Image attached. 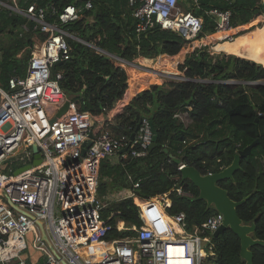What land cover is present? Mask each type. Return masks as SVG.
<instances>
[{"label":"trees","instance_id":"16d2710c","mask_svg":"<svg viewBox=\"0 0 264 264\" xmlns=\"http://www.w3.org/2000/svg\"><path fill=\"white\" fill-rule=\"evenodd\" d=\"M86 1L19 0L18 7L24 10L30 5L40 8L53 4L59 10L66 5L80 10L77 20L62 26L75 39L66 38L69 60L59 63L56 70L62 73L59 85L64 95L77 104L79 111L95 119V129L108 125V112L126 98L128 90L132 98L114 116L111 133L130 135L143 118L152 124V141L145 157L132 158L126 154L124 158L118 156L117 160L101 162L97 196L101 198L108 191L119 189L142 199L167 194L172 202L169 214L183 212L190 227L199 226L217 212L197 199L198 189L190 181L182 180L169 154L201 175L215 174L228 167L238 151L258 138L260 144L240 159V168L233 179L222 180L218 186L232 201L248 197L236 209L237 216L243 224L254 223L253 239L264 242V41L257 48L248 45L242 51L227 49L228 53L248 56L255 62L226 54L211 55L208 47L197 39L184 41L158 27L137 35L127 0H91L90 10L83 9ZM200 2L204 9L229 10L232 24L243 28L264 13V4L255 0ZM192 11L202 15L201 10ZM204 23L205 31L211 32L210 20L205 17ZM24 25L28 27L25 32ZM32 27L33 23L25 17L0 6V36L15 38L12 49L0 42V86L4 89L10 76L24 75L28 54L46 38ZM263 31L264 26L252 27L236 37L247 33L257 37ZM219 47L222 46L213 44L211 50ZM13 49L24 50L25 59H17ZM126 64L146 70L153 67L155 72L172 74L178 79L155 82L157 75L140 73ZM186 107L191 108L188 125L174 118ZM176 175L189 197L179 196L174 190L172 177ZM136 183L138 187L134 188ZM102 217L109 218L108 223L114 227L110 238L131 236V228L142 225L133 197L111 203ZM118 220L124 222L125 231L116 230ZM211 242L214 256L208 259L209 264H246L240 257L239 238L232 231L227 229ZM249 250L252 264H264V245H254Z\"/></svg>","mask_w":264,"mask_h":264},{"label":"built area","instance_id":"2783aa9c","mask_svg":"<svg viewBox=\"0 0 264 264\" xmlns=\"http://www.w3.org/2000/svg\"><path fill=\"white\" fill-rule=\"evenodd\" d=\"M18 1L0 0V6L25 17L33 23V30L46 38L33 46L24 75L10 76L7 89L0 86V264H27L21 254L29 248L28 234H32L30 246L44 256L42 264H61L57 256L67 264H209L208 259L214 256L212 235L223 224V216L217 212L199 226L190 227L183 212L169 214L172 202L167 194L151 199L130 191L113 194L115 201L134 198L142 225L132 227L131 236L109 237L114 227L109 218L103 219L106 204L97 196L100 164L126 154L145 157L153 136L150 122L140 120L133 140L129 135H113L110 125L119 113L113 115L111 110L108 125L95 129V119L64 95L59 85L62 73L56 70L59 63L69 60L66 38H74L62 26L77 20L80 10L73 5L59 10L53 4L30 5L23 10ZM255 1L264 4V0ZM127 4L132 8L137 35L158 27L184 41L203 35L211 47L239 34L229 10L204 9L200 0H127ZM91 8V0L86 1L83 9ZM194 8L202 15H195ZM205 17L213 26L211 32L204 33ZM66 102L67 111L57 116ZM190 109L177 112L174 118L188 125ZM87 142L91 145L82 155ZM33 146L40 163L15 175L16 170L32 164ZM121 150L125 152L120 154ZM186 166L180 161L176 170L180 173ZM172 179L177 195L189 197L178 184L179 176ZM36 221L42 222L52 251ZM115 228L126 230L121 220Z\"/></svg>","mask_w":264,"mask_h":264},{"label":"water","instance_id":"95a60500","mask_svg":"<svg viewBox=\"0 0 264 264\" xmlns=\"http://www.w3.org/2000/svg\"><path fill=\"white\" fill-rule=\"evenodd\" d=\"M55 67L56 64H53L51 67L52 72H54ZM67 107L68 103L66 102L58 112L57 116H61L62 114H64L67 111ZM255 122H257V120H255ZM150 125L152 128L151 122ZM137 128L138 125L136 126L134 132L129 135L130 140H133ZM89 137L92 138V134H90ZM258 144H260V141L257 138L243 150L238 151L234 156L232 163L218 173L211 175H201L192 166H186L180 171L182 180L190 181L198 189L199 194L197 199L200 201H205L207 208L213 207L216 212L220 213L223 216V224L213 233L212 237L217 238L218 236L222 235L227 229L232 231L239 238L240 257L245 261L246 264H252L253 259L252 252L249 250V248L254 245H264V242L253 239L252 234L255 231L254 223L243 224L237 216L236 209L241 206L248 199V197L239 202L232 201L228 197L227 192L218 186V183L225 179L232 180L234 173L240 168V159L248 156L252 148L257 146ZM90 145V142H87L83 145L84 148L82 150V155H84L86 148H88ZM123 152H125V150H121L120 154H122ZM165 152H167L166 149ZM32 153L34 154L32 164L16 170L14 172L15 175L30 170L31 166H37L40 163V158L37 153V148L35 146L32 147ZM169 158L174 162L175 165L179 164L180 161H182L173 157L170 154ZM36 225L40 230L42 239L48 243L49 241L45 234L42 222L36 221ZM48 245L53 250L51 244L48 243ZM57 259L60 261L61 264H67L59 256H57Z\"/></svg>","mask_w":264,"mask_h":264},{"label":"rangeland","instance_id":"374dc122","mask_svg":"<svg viewBox=\"0 0 264 264\" xmlns=\"http://www.w3.org/2000/svg\"><path fill=\"white\" fill-rule=\"evenodd\" d=\"M263 23H264V13L261 15L260 18H256L249 25H246L245 28H243V26H237V28H238L239 33H242V32H244V31H246V30H248L249 28H252V27H253V29L255 27H257V26L263 27L264 26ZM24 26H26V25H24ZM22 31L25 32L24 29H22ZM205 32H207V31H204V33ZM241 36H243V35H241ZM263 39H264V31L261 32L257 37L249 36L248 38L244 39V41L241 42V43H243V44L245 43V45H241V43H239L238 48H235V49H236V51H242L248 45H251L254 48L260 47L261 44H263L262 43L263 42ZM14 40H15L14 37L12 38V37H10L8 35H2V36H0V42H1V45H3V47H10L12 49L13 46H14V42H15ZM197 40H198V43L201 44L202 46L208 47L211 55H213V54H226V55H231V56H236V57L248 59V60H250L252 62H255L254 59H252V58H250L248 56L242 57V56H239V55H236V54L228 53V51H227L228 48H226V47H219V50H221V52L219 51L220 53H217V52H215V49L213 51L211 50V47L209 45H207V41L204 40L203 38H197ZM242 46H243V48H242ZM12 51H13L14 54H16V58L17 59H19V60H24L25 59V56L26 55H25L24 50H20L18 52H15L14 49H13ZM28 55H30V53ZM26 64H27V62H26ZM135 64H136V62H135ZM126 65L127 66H130V67H133L134 69H138V71H141L140 73H142V72H145L146 73L147 72L149 75L150 74L151 75H154L153 74V67L151 69H149V70H146V69H141V68L137 67L136 66L137 64L136 65H134V64H126ZM161 79L167 80V79H178V78L175 77L172 74H170V75H166V74H160V75H158L157 74V79H154V81L157 82V81H160ZM112 160H117V158H113ZM116 192H125V193H128L129 191L126 190V189H119V190L112 191V192L108 191L105 196H103V197L100 198L102 200V202L106 204V208H107V206H109L111 203H113L115 201V200H113V198L111 196L113 194H115ZM26 240H27V242H28V244L30 246V242L32 240V235L31 234H28L27 237H26ZM31 254H32V249L31 248H28V250H26L24 253L21 254L22 255L21 257L22 258H26V256H28V255L30 256ZM36 256H38V255H36ZM13 264H16V261H14Z\"/></svg>","mask_w":264,"mask_h":264},{"label":"crops","instance_id":"0c3cea01","mask_svg":"<svg viewBox=\"0 0 264 264\" xmlns=\"http://www.w3.org/2000/svg\"><path fill=\"white\" fill-rule=\"evenodd\" d=\"M251 36V34H245V35H243V36H239L238 37V39H237V41L238 42H243L244 41V39H246V38H248L249 36ZM241 45H245V43L243 44H241ZM242 48H243V46H242ZM221 52V50H217V49H215V52H217V53H220ZM131 95H132V92L130 91V90H128V92H127V95H126V98H124L123 100H121V101H119L118 103H117V105H116V107L112 110V112H111V114H113V115H115V114H117V113H120L121 112V110H122V108L125 106V105H127V103L130 101V97H131ZM40 231V230H39ZM32 235V234H31ZM42 236V235H41ZM47 239H48V237H47ZM44 241V243H45V245H46V247L49 249V250H51L52 251V249L50 248V246L48 245V243H50L51 244V241L48 239V243L45 241V240H43ZM51 246H52V244H51ZM29 248H31L32 249V254L29 256H26V258H22V259H24L26 262H27V264H42V262H43V254L40 252V251H37V250H35L34 248H32L31 246H29ZM36 255H38V256H36ZM24 257V256H23Z\"/></svg>","mask_w":264,"mask_h":264},{"label":"bare ground","instance_id":"6f19581e","mask_svg":"<svg viewBox=\"0 0 264 264\" xmlns=\"http://www.w3.org/2000/svg\"><path fill=\"white\" fill-rule=\"evenodd\" d=\"M263 41H264V39H263ZM239 43H241V42H238L237 41V37H235V38H233L230 41L217 42V43H214V44L215 45L222 46V47H226V48H238Z\"/></svg>","mask_w":264,"mask_h":264}]
</instances>
